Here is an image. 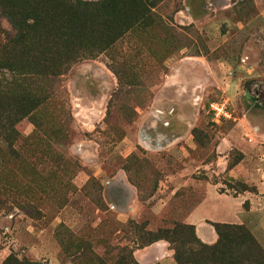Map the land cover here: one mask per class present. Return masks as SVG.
<instances>
[{
    "label": "rangeland",
    "instance_id": "obj_1",
    "mask_svg": "<svg viewBox=\"0 0 264 264\" xmlns=\"http://www.w3.org/2000/svg\"><path fill=\"white\" fill-rule=\"evenodd\" d=\"M139 25L0 137V264L199 261L213 242L191 222L236 220L234 203L196 210L207 189L247 196L231 224L264 251V186L223 175L264 127V0H155ZM14 34L0 12V47ZM221 98L232 118L214 123Z\"/></svg>",
    "mask_w": 264,
    "mask_h": 264
},
{
    "label": "trees",
    "instance_id": "obj_2",
    "mask_svg": "<svg viewBox=\"0 0 264 264\" xmlns=\"http://www.w3.org/2000/svg\"><path fill=\"white\" fill-rule=\"evenodd\" d=\"M154 5L155 0H0V12L15 31L0 47V68L10 73L9 79L0 75V137L10 138L15 122L48 101L53 80L72 63L142 29L139 22ZM210 224L216 240L198 243L201 261L184 263L264 264V251L242 224ZM175 260L179 264L177 256ZM1 264L38 263L9 256Z\"/></svg>",
    "mask_w": 264,
    "mask_h": 264
},
{
    "label": "crops",
    "instance_id": "obj_3",
    "mask_svg": "<svg viewBox=\"0 0 264 264\" xmlns=\"http://www.w3.org/2000/svg\"><path fill=\"white\" fill-rule=\"evenodd\" d=\"M255 129L259 136V142L255 144L254 148L250 150H245L240 146H236V148L241 152V158L234 163L231 167L225 168L224 177L227 179L232 180H239L245 183H249L253 186H256L258 190L257 196L260 197V190L262 189L261 186H264V127L255 124ZM227 134L222 138L223 140L229 142L227 139ZM222 153V150H218V154ZM218 159L224 158L217 156ZM225 161H223V168ZM244 193H238L236 196H227L226 194L223 195H216L213 194L207 189L205 195L201 199L199 205L196 207L198 210L202 205H204L207 201H220V202H229L234 203L237 207L235 209V219H216L210 217L206 214L204 215L209 221L211 222H224V223H239L240 216H241V208L240 204L243 199H247ZM244 202V201H243ZM242 202V204H243ZM198 214V212H197ZM238 218V219H237ZM194 226V233L204 243H212L216 240V233L213 230V227L205 222H191Z\"/></svg>",
    "mask_w": 264,
    "mask_h": 264
},
{
    "label": "built area",
    "instance_id": "obj_4",
    "mask_svg": "<svg viewBox=\"0 0 264 264\" xmlns=\"http://www.w3.org/2000/svg\"><path fill=\"white\" fill-rule=\"evenodd\" d=\"M208 111L211 121L219 123L223 120L231 119V110L225 98L217 99L208 104Z\"/></svg>",
    "mask_w": 264,
    "mask_h": 264
}]
</instances>
